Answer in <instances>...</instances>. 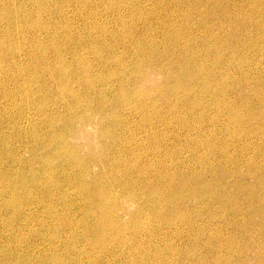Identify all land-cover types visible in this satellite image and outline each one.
<instances>
[{
  "label": "bare ground",
  "instance_id": "obj_1",
  "mask_svg": "<svg viewBox=\"0 0 264 264\" xmlns=\"http://www.w3.org/2000/svg\"><path fill=\"white\" fill-rule=\"evenodd\" d=\"M263 36L264 0H0V264H210L170 237L208 225L264 264Z\"/></svg>",
  "mask_w": 264,
  "mask_h": 264
},
{
  "label": "rangeland",
  "instance_id": "obj_2",
  "mask_svg": "<svg viewBox=\"0 0 264 264\" xmlns=\"http://www.w3.org/2000/svg\"><path fill=\"white\" fill-rule=\"evenodd\" d=\"M48 6H49V4H47ZM55 5H57L56 3H51V6L50 7H53V6H55ZM188 8H184L183 10L184 11H186ZM70 16V15H69ZM81 18V17H80ZM79 18V19H80ZM47 25H48V29L46 30V32L42 35V36H44V35H46L47 33H48V36H49V38H51V35L53 34V32H54V30H53V25H50V23L47 21ZM32 36H33V34H32ZM36 39H37V41L38 42H40V38L37 36L36 37ZM263 39H264V36H263ZM118 52V53H117ZM117 52H116V54H120L121 55V53L123 52V48H122V46H120L119 47V49L117 50ZM97 57V55H94V54H91L90 55V57L89 58H96ZM256 60H258L257 62L258 63H261V67H264V59H263V57L260 55V56H258L257 58H256ZM168 65H171V64H168ZM26 69H27V71H28V68L26 67ZM166 72H164L162 75H161V78L164 80V78H163V75L165 74ZM7 77H8V74H6L5 75V79H7ZM206 103H207V105L209 106V108L211 107V105H212V100L211 99H207V101H206ZM216 107L215 106H213L212 107V110L213 109H215ZM180 115V114H179ZM181 116H183L182 118L183 119H185L186 120V122L187 123H189L188 125L189 126H191L193 129H197L198 128V122L200 121V120H198L196 117H191L189 114H188V112H182V115ZM201 130H199V131H196V132H194V130L193 131H190V132H192V135H194V134H201V132H200ZM187 132H185V134H186ZM90 134H91V137H93V138H95V139H97V140H99V142H101V143H103V144H105V143H108V142H111L112 140L111 139H108V138H104L103 137V135H101V134H98L96 131H90ZM185 134H183V133H181L180 131L179 132H175V135H176V137H177V139H179L183 144H184V146L186 147V146H188L189 145V143L188 142H186V140H184V137H185ZM98 135V136H97ZM171 137H173L172 136V134L170 135ZM138 138H140V136H138ZM141 138H142V136H141ZM80 142L82 143V141L80 140ZM93 142V141H92ZM179 143H177L176 142V144L175 145H172V148L171 147H169V150H172V151H175V153L176 152H179V150H180V147L179 146H176V145H178ZM188 144V145H187ZM168 146H170V145H168ZM179 149V150H178ZM166 150H168L167 148H166ZM1 154H3L5 157H7V155H8V152H6V151H3V152H1L0 153V155ZM101 154V153H100ZM190 157V156H189ZM189 157L188 158H186V160H188L189 159ZM33 157H32V154L31 153H27L26 154V156H25V159H27V160H30V159H32ZM104 158V157H103ZM112 167H111V165L110 166H107L106 167V172H112ZM105 185H108V182H106L105 183ZM131 210H133V209H131ZM222 218V217H221ZM222 220V219H221ZM201 226L202 225H200V224H194V226L192 227V228H190V226L189 225H183V227H181V232L182 233H184V231H189L190 230V233L191 234H194V233H196V231H199L200 229H201ZM208 227H209V231L210 232H213V233H215L216 232V230H217V228L215 227V226H211V225H208ZM3 228V226H2V224L0 225V229H2ZM37 228H39L38 226H36V227H34L33 229L32 228H26V230H25V234H30V239L34 242V243H36V244H38V242L37 241H40V240H37V237H36V234H35V232H37V233H39V234H44V233H46V231L47 230H49V229H47V230H45V232L44 231H42V230H38ZM52 230V229H51ZM210 232H208V234L207 235H205L204 236V240L203 241H201L200 243H199V247H198V249H199V251L196 249V248H193V240H192V237H183L182 238V240L180 241V239H179V237H175V236H171L170 235V237H171V240H174L175 241V248L176 249H178V252L176 253V255L175 256H179L180 255V258H181V256H182V258H181V260L183 259V260H186L187 259V256H188V253L189 252H191V250L192 249H194V251H195V255L196 256H200V251L204 254L205 252H207V251H209V249H211L212 251L209 253H206V255L208 256V261L207 262H209L210 264H215V259H213L214 257H213V255H217V254H219V255H227V254H229L230 252H229V250H228V248L225 246V244H222V243H225V241L231 236V232L230 231H228V230H223V231H221V236H220V242L219 243H213V244H209L208 242L210 241V238H209V234H210ZM17 233V235H21V233L20 232H16ZM240 233H241V231H240ZM47 234V233H46ZM60 234V233H59ZM61 235V234H60ZM41 236V235H40ZM39 236V237H40ZM239 237H240V235H239ZM179 239V240H178ZM192 240V241H191ZM242 240L244 241V238H242ZM7 239L6 238H0V245L1 246H6V244H7ZM44 241V238H43V240L42 241H40V242H42L43 243V245L44 246H42V247H39V249L40 248H45V249H48L49 247H50V245H49V243H50V241H51V236L50 235H48L47 234V237H45V241L46 242H43ZM191 241V242H190ZM189 244V245H188ZM13 246H15V245H13ZM18 248H26V244L24 243V242H19V243H17V245H16ZM39 249L37 250V252H39ZM179 249H180V251H179ZM185 251V252H184ZM181 252V253H180ZM193 252V251H192ZM191 252V253H192ZM250 254H252V255H249L250 257H248L249 259L251 258V257H254L255 256V254H253V253H250ZM254 255V256H253ZM211 256V257H210ZM176 258H178V257H176ZM175 258V259H176ZM109 259V258H108ZM105 260V262L107 261L106 259H104ZM129 260H131V258H123L122 259V261H120V264H127L128 262H130ZM143 260L145 261V262H147V264H153V260H151V259H149L148 258V256H147V254H144V256H143ZM210 260V261H209ZM251 261L253 260V258H251L250 259ZM138 261H139V258L138 257H136L135 259H134V263L133 264H138ZM205 261V260H204ZM264 261V260H263ZM126 262V263H125ZM178 262V264L180 263V264H184L182 261H177ZM186 262V261H185ZM232 264H236V263H232Z\"/></svg>",
  "mask_w": 264,
  "mask_h": 264
}]
</instances>
